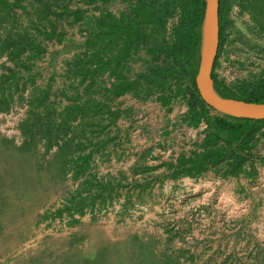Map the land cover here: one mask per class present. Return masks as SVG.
Here are the masks:
<instances>
[{
  "label": "trees",
  "instance_id": "obj_1",
  "mask_svg": "<svg viewBox=\"0 0 264 264\" xmlns=\"http://www.w3.org/2000/svg\"><path fill=\"white\" fill-rule=\"evenodd\" d=\"M117 1L0 0V115L17 104L27 105V117L19 126L20 149L38 153L43 148L44 156L55 151L62 177L71 173L76 181L82 180L67 207L56 214L61 217L67 212L72 223H76L74 212L84 215L97 198L105 203L113 198L111 185L124 181L109 175L104 182L93 172L99 165L97 158H103L109 144L117 141L111 128L121 117L115 103L123 96L138 102L156 97L168 111L182 102L188 108L183 123L191 128L202 122L208 125L192 151L180 152L164 164L166 175H155L156 167L145 166L151 150L140 153L133 168L134 183L140 182L139 173L141 182L148 184L165 176L197 178L209 171L237 176L248 165L254 166L253 151L264 139V120L222 116L198 93L195 78L205 0H120L125 7L114 14L108 7ZM235 7L249 16L253 29L264 37V0H220V45L212 73L215 88L226 98L264 103L263 79L231 87L216 73L231 43ZM92 8L98 13L90 16ZM75 28L81 42L69 31ZM46 56L53 74L41 86L37 69ZM4 57L7 62H1ZM60 73L63 80L55 90L51 81ZM186 254L181 251L178 257ZM176 260L170 258L168 264Z\"/></svg>",
  "mask_w": 264,
  "mask_h": 264
},
{
  "label": "rangeland",
  "instance_id": "obj_2",
  "mask_svg": "<svg viewBox=\"0 0 264 264\" xmlns=\"http://www.w3.org/2000/svg\"><path fill=\"white\" fill-rule=\"evenodd\" d=\"M97 13L95 8L89 11L90 16ZM231 19V43L216 70L219 79L231 87L264 80V37L237 7ZM69 31L82 41L77 28ZM37 70V84L45 86L53 74L49 56ZM61 74L51 81L55 90ZM116 105L131 120L120 123L123 138L114 156L108 149V161L100 160L93 172L104 182L109 175L124 181L111 185L113 198L105 203L97 198L84 215L74 212L76 223L65 211L61 217L56 214L67 207L82 180L71 173L62 177L55 151L44 156L43 148L38 153L20 149L19 126L27 117V105L17 104L0 115V264H168L170 258H178L174 264H259L256 249L234 237L241 232L237 220L245 216L224 211L226 200L221 191L212 192L209 172L179 180L165 176L149 184L141 182L139 173L140 182L132 180L140 153L152 151L145 166L156 167L152 172L159 176L165 174L164 164L187 147L180 123L187 106L179 102L168 111L156 97L146 102L121 98ZM181 251L187 256L179 258Z\"/></svg>",
  "mask_w": 264,
  "mask_h": 264
},
{
  "label": "crops",
  "instance_id": "obj_3",
  "mask_svg": "<svg viewBox=\"0 0 264 264\" xmlns=\"http://www.w3.org/2000/svg\"><path fill=\"white\" fill-rule=\"evenodd\" d=\"M121 98L132 97L123 96ZM115 106H117L116 103ZM117 107L121 110V117L118 118L116 124L111 128V133L117 137V141L115 143L111 142L105 151L107 153L108 149H110V151H113V156L115 154L114 147L117 145V142L122 141L120 123H123V120H131L132 116L127 112H123V107ZM121 143L119 142L118 144ZM118 153L120 154V151ZM253 154L256 157L255 164L253 167L252 165L245 167L244 173L237 176L219 177L213 175L214 171H209L206 175H209L207 178L212 181L209 183L213 185L212 192L215 194L217 190L221 191V196L226 200L227 207L225 206L224 211L229 216H245L237 220L236 224L240 227L241 232L234 237H239L241 240H244L245 245L251 244V248L254 247L257 251V260L260 259L258 263L264 264V139L259 140ZM100 160L106 162L108 158L105 155L102 159L100 157L97 159L98 163ZM123 160L116 159L115 162H123ZM253 168L254 171L252 170ZM219 186L221 187L219 188ZM248 221L250 223H247Z\"/></svg>",
  "mask_w": 264,
  "mask_h": 264
},
{
  "label": "water",
  "instance_id": "obj_4",
  "mask_svg": "<svg viewBox=\"0 0 264 264\" xmlns=\"http://www.w3.org/2000/svg\"><path fill=\"white\" fill-rule=\"evenodd\" d=\"M220 0H205L200 61L195 78L202 100L216 113L240 120H264V103L226 98L215 88L212 77L220 45Z\"/></svg>",
  "mask_w": 264,
  "mask_h": 264
},
{
  "label": "built area",
  "instance_id": "obj_5",
  "mask_svg": "<svg viewBox=\"0 0 264 264\" xmlns=\"http://www.w3.org/2000/svg\"><path fill=\"white\" fill-rule=\"evenodd\" d=\"M112 5H113V6H118L117 11H113V10L111 9V8H112ZM124 7H125V5H124L120 0H118L117 2L111 4V5L108 7V9H109L112 13H114V14H118V12H119L121 9H123ZM133 99H134V98H133ZM175 105H176V104H175ZM185 114H187V111H186ZM183 119H184V118H183ZM180 123H181V126H183V127H182L183 129H182V133H181V134L186 135V138L184 137V139H186V141H184V140H183V141L188 143L187 147H184V148L182 149L181 152L185 151V152L188 153V152L192 151V149L194 148L195 143L201 141V140L204 138V136H205V132H206V130H207V128H208V125H207L206 122H202V123L199 125V127H197V128H191V127H189L188 125H186L185 123H183V120H181ZM179 153H180V152L174 154L173 159H174V158L176 159V158L178 157Z\"/></svg>",
  "mask_w": 264,
  "mask_h": 264
}]
</instances>
